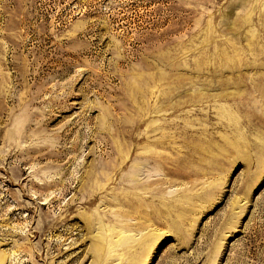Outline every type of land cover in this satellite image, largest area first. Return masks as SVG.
<instances>
[{
	"label": "rangeland",
	"instance_id": "obj_1",
	"mask_svg": "<svg viewBox=\"0 0 264 264\" xmlns=\"http://www.w3.org/2000/svg\"><path fill=\"white\" fill-rule=\"evenodd\" d=\"M0 254L264 264V0H0Z\"/></svg>",
	"mask_w": 264,
	"mask_h": 264
},
{
	"label": "bare ground",
	"instance_id": "obj_2",
	"mask_svg": "<svg viewBox=\"0 0 264 264\" xmlns=\"http://www.w3.org/2000/svg\"><path fill=\"white\" fill-rule=\"evenodd\" d=\"M159 160H161V163H163L165 159H160V158H159ZM140 171H141V169H140V166H139V165L133 167V171L131 172V176H129V179H128V180L130 181L131 184L128 186L127 189H130V188H137V187H138L137 185H139V184H138V182H137V175L139 174ZM131 185H132V186H131ZM132 196H135V195H132ZM136 196H137V195H136ZM42 205H44V204H42ZM71 209H72V207H71L70 209L67 210V214L70 212ZM66 217H67V215H66L64 218L61 219V215H60V216H58L57 218H54L51 222H48L47 227H48V228H49V227H54V226H56V228H57V226L65 227V225H66V223H67V221H66ZM81 217H82V218L80 219L79 223L85 225L91 233L95 232L96 235H98L99 233H101V231L109 230V229L104 225V223H103L104 219H103L102 216L92 215V216H89V217H84V216H81ZM109 219H110V218H109ZM75 220H76V218H75ZM110 220H111V219H110ZM128 223H129V222H128ZM128 223H126V225H127ZM56 228H55V229H56ZM51 230H53V229H51ZM39 231H40V229H39ZM124 234L129 235V236L124 237V238H126V239H127L128 237L131 236L130 231H125V230H124ZM61 237H62V236H61ZM128 239H129V238H128ZM58 240H60V238H59ZM61 240H62V239H61ZM62 244H63V243H62ZM113 244H114V242H113ZM56 245H57V244H56ZM59 245H60V244H59ZM117 246H118V244H117V241H116V242H115V245H113V247L116 248ZM114 251H115V249H114ZM5 260H6L5 255H4V254H0V264H3V262H4Z\"/></svg>",
	"mask_w": 264,
	"mask_h": 264
}]
</instances>
